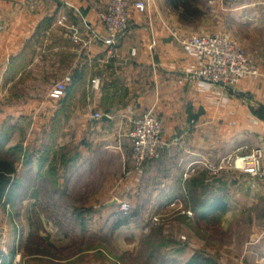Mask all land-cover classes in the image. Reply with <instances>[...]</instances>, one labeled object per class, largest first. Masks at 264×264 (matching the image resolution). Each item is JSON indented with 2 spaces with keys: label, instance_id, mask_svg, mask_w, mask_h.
<instances>
[{
  "label": "crops",
  "instance_id": "crops-1",
  "mask_svg": "<svg viewBox=\"0 0 264 264\" xmlns=\"http://www.w3.org/2000/svg\"><path fill=\"white\" fill-rule=\"evenodd\" d=\"M108 1L0 0V151L17 149L22 161L10 176L8 206L16 202L11 199L16 189L20 207L62 205L92 190L85 207L104 210L85 216L73 213L68 221L86 224L88 237L103 238L109 224L117 235L127 218L116 211L120 196L108 198V185L115 176L117 185L125 169L133 168L128 134L133 119L147 111L163 122L166 144L160 158L147 163L143 176L128 170L129 185H120L118 191L131 189L143 207L154 209L177 203L183 192V206L199 221L256 206V192L262 194L264 186L254 188L244 177L245 182L229 187L232 196L227 201L217 189L191 200L187 193L193 191L191 180L209 172V166L264 146V60H254L261 66L260 79L238 89L192 79L194 59L175 32L183 37L197 34L185 23L202 16L196 6L202 0H183V9L180 0H131L144 1L147 10L131 6L132 27L114 58L107 57L102 44L79 51L70 32L56 25L58 17L66 15L81 31L98 28L94 10ZM243 1L244 9L253 7L249 20L263 23L258 0ZM67 75L71 82L63 96L50 98L52 85ZM95 79L100 80L97 88ZM95 113L102 117L94 118ZM44 194L50 195L49 201L41 199ZM108 212L117 214L110 217ZM260 225L253 226L238 257L229 256V264H264V222ZM173 254L179 264L190 260L181 263V249L169 259ZM31 258L34 264H51L46 256L28 254L23 247L0 249L1 264H32ZM176 258L163 264H178Z\"/></svg>",
  "mask_w": 264,
  "mask_h": 264
},
{
  "label": "rangeland",
  "instance_id": "rangeland-1",
  "mask_svg": "<svg viewBox=\"0 0 264 264\" xmlns=\"http://www.w3.org/2000/svg\"><path fill=\"white\" fill-rule=\"evenodd\" d=\"M128 1L132 6L131 0ZM179 3L183 9V0ZM188 3L192 5L191 1ZM244 4L243 0L198 1L196 6L201 7L202 16L187 20L185 26L197 29V34H223L230 37L248 53L253 64L261 70V66L259 67L254 60H264V42L260 44L262 40L264 41L261 28L264 27V22L250 21L249 18L253 14L251 16L248 10L253 7L244 9ZM2 27H4L3 23ZM129 27H132L131 19ZM128 35L129 33L119 40L117 50ZM175 35L179 39L183 37L176 32ZM21 162L17 149L0 151V249L10 246L23 247L27 249L28 254L38 252L46 256L51 264H57L54 260L64 261L65 264H88L89 262L90 264H163L164 260L175 259L177 254H173V258L169 259L170 254L178 253L180 249L183 253L181 263H184L186 258L202 256L212 264H229V256L236 254V258L238 257L243 244L248 241L247 236L253 226L260 227L262 226L260 222H264V192L262 194L256 192L257 202L254 207H241L232 216H228L226 212L213 220L199 221L194 216V211L183 206V192L177 203L168 204L165 208L143 207L139 202L141 198H137L135 192L132 194L130 188L128 192L118 191L120 185L126 187L129 183L125 184V182L131 180L130 176L122 173L116 182L118 187L113 185L116 176H113L112 185L107 183L109 187L107 195L110 199L113 194H118L120 198H126L131 202V208L127 213L120 212V206L116 208L120 215L127 218L126 223L117 235L113 234L114 225L109 224L107 234L103 238L88 237L83 230L86 224L81 221H68V217L70 218L73 213L81 216L100 214V211L104 210L99 207H85V203L94 194L92 190L82 191L77 196L69 198V202L67 200L63 202L62 205L56 203L52 206L20 207L17 203L19 191L15 188L11 199L15 198L16 202L8 206L9 193L3 191V188L7 179H12L10 176L14 175ZM147 163L138 170L134 166L130 169L134 173L139 171L141 177L144 175ZM216 166H209V172L191 180L193 191L187 193L188 199H195L201 194L207 197L213 189H217L220 192L215 193L227 201L232 196L229 187L242 184L245 182L244 178L248 179L246 182L254 188L264 186V179H254L237 170L212 171V167ZM130 169H125V172ZM95 180L98 181L99 177ZM35 194V191L30 192L31 196ZM43 196L41 197L43 201H49V194ZM116 214L117 212L113 214L108 212L110 217ZM141 221L143 223L139 224ZM261 228L264 231V227ZM20 235L23 236L22 241L19 240ZM31 259L32 264L37 262L35 258ZM177 260L179 264V258Z\"/></svg>",
  "mask_w": 264,
  "mask_h": 264
},
{
  "label": "built area",
  "instance_id": "built-area-1",
  "mask_svg": "<svg viewBox=\"0 0 264 264\" xmlns=\"http://www.w3.org/2000/svg\"><path fill=\"white\" fill-rule=\"evenodd\" d=\"M55 1L65 3V0ZM257 3L264 9V0H258ZM133 6L139 12L147 10L144 1H136ZM94 11L98 28L81 31L79 26L70 23L64 14L58 17L56 25L65 27L70 32L71 39L79 47V51H90L95 45L102 44L106 48L107 57L114 58L117 55L119 40L129 33L131 4L128 0H109L103 7ZM2 30L0 20V32ZM180 42L194 59L189 72L190 77L196 81L234 90L246 81H257L261 77L260 70L253 64L248 53L226 35L191 34L181 37ZM70 82V75L55 82L50 89L49 97L60 99ZM99 82V79L93 80V86L97 88ZM105 116L111 117L109 114ZM101 117L100 113L94 114V118ZM128 139L131 163L138 170L148 161L160 157L166 144L164 125L155 114L147 111L133 119ZM212 169L214 172L223 169L237 170L251 178L263 180L264 146L229 155ZM138 172L136 173L139 174ZM117 202L120 212L127 213L130 210L131 204L126 198L117 199Z\"/></svg>",
  "mask_w": 264,
  "mask_h": 264
},
{
  "label": "trees",
  "instance_id": "trees-1",
  "mask_svg": "<svg viewBox=\"0 0 264 264\" xmlns=\"http://www.w3.org/2000/svg\"><path fill=\"white\" fill-rule=\"evenodd\" d=\"M9 183H10V179H7L4 185L3 191H6L5 189L9 185ZM187 264H212V263L209 262V260L205 257L197 256V257L191 258Z\"/></svg>",
  "mask_w": 264,
  "mask_h": 264
}]
</instances>
